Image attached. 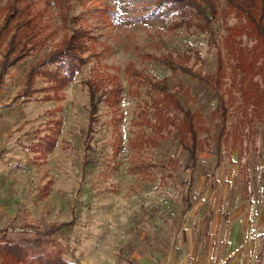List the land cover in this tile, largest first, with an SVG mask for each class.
<instances>
[{"label":"rangeland","instance_id":"1","mask_svg":"<svg viewBox=\"0 0 264 264\" xmlns=\"http://www.w3.org/2000/svg\"><path fill=\"white\" fill-rule=\"evenodd\" d=\"M6 1L0 0V23ZM32 1L43 12L45 26L38 35L43 44L0 80L2 188L12 200L0 213V226L11 222L17 230L25 222L44 227L73 221L49 243L61 246L73 264H169L171 250L177 249L179 258L184 243L190 247L187 264L194 249L213 264H264V96L257 97L264 92L263 57L248 70L235 66L223 38L225 25L238 19L222 13L224 1L218 0L206 30H199L150 19L149 0H68L69 20L88 25L97 54L62 89L54 91L52 81L37 75L31 86L36 90L15 98L29 65L65 31L52 0ZM103 5L110 9L106 16L98 12ZM235 39L247 58L254 38L242 31ZM152 54L188 56L184 64L202 75L216 71L220 56V84L172 72ZM129 61L148 77H166L195 113L200 143L193 163L177 142L175 127L154 128L148 85L128 92ZM112 74L123 86L122 96L114 103L103 94L89 127L85 81L106 77L101 91L112 85ZM247 88L254 92L245 102L241 92ZM219 95L226 133L217 149ZM49 139L55 143L51 150Z\"/></svg>","mask_w":264,"mask_h":264},{"label":"trees","instance_id":"2","mask_svg":"<svg viewBox=\"0 0 264 264\" xmlns=\"http://www.w3.org/2000/svg\"><path fill=\"white\" fill-rule=\"evenodd\" d=\"M223 14L233 12L238 22L233 25H225L227 33L223 41L232 58L235 59V66L247 69L253 65L255 60L262 56L260 66L264 67V0H223ZM7 0L2 6L4 17L0 23V80L8 68L14 66L31 51L43 44L38 36L45 26L42 19V9L36 7L32 0ZM53 6L59 14L61 27L65 30L56 45L49 49L43 57L31 63L25 74L23 88L15 95V98L24 96L28 98L33 92L32 84L37 75H42L53 83L50 85L54 91L62 89L72 82L78 72L81 71L92 55H96V46L91 31L86 24L78 23L76 17L69 20L68 0H52ZM109 7L101 6L98 9L100 15H108ZM218 13V0H149V10L146 15L155 21L169 19L171 27L184 26L185 28L196 27L199 30H206L209 22ZM72 21V27H68ZM245 31L254 38L252 51L247 53L242 46H235V34ZM153 59L167 66L172 72L182 71L205 80L210 85L218 86L222 72V59L219 56L217 69L212 74L202 75L195 73L190 67L184 64L182 58H176L171 54H152ZM249 58V60H248ZM47 65H54V69L45 68ZM248 70V69H247ZM250 70V69H249ZM128 92H138L140 85H148V92L151 95L153 104L152 115L153 126L156 130H170L175 127V138L189 152L191 163L198 154V132L200 125L196 123V115L189 108L184 107L177 92L167 83V78L153 79L148 77L142 69L135 67L134 62L129 61L124 68ZM264 73V72H263ZM112 85L100 91L103 77H93L85 81L88 97V122L89 127L96 119L98 103L103 94L105 97L118 102L122 96L123 86L116 75H110ZM257 85V82H253ZM100 91L98 94L97 92ZM250 88L242 90V99L246 102L253 96ZM264 92L258 94L262 99ZM52 97H49V99ZM258 103V100L255 101ZM220 114L219 127L215 133V143L218 147L224 138L226 122V106L224 98L219 95L217 107ZM54 141L49 139L51 150ZM219 163L217 160L216 164ZM73 221L53 222L47 226L39 223L25 222L21 228L14 229L9 222L0 226V264H69L63 256L61 246L49 247L52 236L63 227L69 226Z\"/></svg>","mask_w":264,"mask_h":264},{"label":"crops","instance_id":"3","mask_svg":"<svg viewBox=\"0 0 264 264\" xmlns=\"http://www.w3.org/2000/svg\"><path fill=\"white\" fill-rule=\"evenodd\" d=\"M4 155H5V153H2V156L0 158V213L9 210L8 209V207H9L8 203L12 202L11 196H9L8 194H4L3 188H2V184L5 181L4 180L5 175L1 171L2 170L1 166H3V164H5V162H6ZM184 245L186 246V248L179 250V258H177L175 256L177 253V249L171 250L170 255H169V264H187L186 263V257H187V253L190 250V247H187L186 243H184ZM193 251L194 252H191V254H190L191 258H190V261L188 264H213L212 261H210V259L207 258L206 255L203 256L202 254H197V249H194ZM243 258L245 259V257H243ZM65 259L69 264H73V262L70 261L69 259H67V258H65ZM216 264H222V261H217ZM238 264H240V263H238ZM241 264H252V261H249V263H247V261L244 260L243 263H241Z\"/></svg>","mask_w":264,"mask_h":264}]
</instances>
